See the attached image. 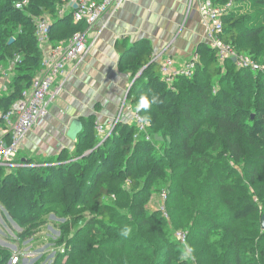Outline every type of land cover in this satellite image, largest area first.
<instances>
[{
    "label": "trees",
    "instance_id": "trees-1",
    "mask_svg": "<svg viewBox=\"0 0 264 264\" xmlns=\"http://www.w3.org/2000/svg\"><path fill=\"white\" fill-rule=\"evenodd\" d=\"M22 1L0 0V65L18 57L14 77L0 92V112L22 97L40 69L38 16L51 17L52 43L85 28L69 12L55 14L62 0H26L16 7ZM211 1L232 2L219 37L260 69L221 60L199 43L192 76L167 81L148 39L123 38L117 66L134 78L126 100L148 120L146 133L118 121L100 143L89 115L80 119L73 152L62 149L45 164L24 158L11 169L0 166V205L21 228L20 238L33 235L48 215L56 217L55 245L61 248L50 264H264L261 243L245 244L251 241L236 225L251 222L259 210L253 194L264 191V41L234 9L237 2L264 6V0ZM162 191L172 226L188 229L187 249L152 209V197ZM208 234L218 239L206 243ZM250 249L256 258L248 261ZM11 257V249L0 246V264Z\"/></svg>",
    "mask_w": 264,
    "mask_h": 264
},
{
    "label": "crops",
    "instance_id": "crops-1",
    "mask_svg": "<svg viewBox=\"0 0 264 264\" xmlns=\"http://www.w3.org/2000/svg\"><path fill=\"white\" fill-rule=\"evenodd\" d=\"M205 22L199 0H124L110 9L90 27L86 53L66 62L65 73L52 83L49 113L27 133L16 158H36L45 164L54 161L62 149L73 152L77 135L72 138L69 131L81 117L93 115L96 123L105 125L124 106L119 120L130 123L135 109L125 95L134 78L117 66V42L148 39L154 60L170 57L175 66H181L197 44H208ZM1 66L0 92L14 77L12 62ZM5 130L0 123V133Z\"/></svg>",
    "mask_w": 264,
    "mask_h": 264
},
{
    "label": "built area",
    "instance_id": "built-area-1",
    "mask_svg": "<svg viewBox=\"0 0 264 264\" xmlns=\"http://www.w3.org/2000/svg\"><path fill=\"white\" fill-rule=\"evenodd\" d=\"M124 0H62L57 7L55 14L59 17L70 13L75 22H84L87 28L91 27L101 19L110 9L118 7ZM27 1L16 3V7L21 8ZM232 2L225 5L214 4L211 0H199V12L206 20V32L208 44L217 51L218 57L235 58V63L239 67H248L251 70H258L261 66L252 60L248 55L237 53L230 45L224 43L219 35L222 33V16L231 8ZM52 19L48 15L38 16L35 22V35L39 46L43 50V58L38 73L34 76L30 88L25 90L22 97L15 101L12 106L0 112V123L5 125V132L0 133V166H13L22 140L27 133L40 120L44 119L48 113V103L53 97L50 88L54 80L65 73V64L68 61L83 56L88 47V37L86 30L76 31L68 41H58L50 43V28ZM92 24V25H91ZM199 55L193 52L189 59L181 66H175L174 60L170 57L160 62V71L167 81H173L178 76L191 77L198 61ZM18 61L14 59L12 64ZM3 67L0 65V73ZM119 120V119H118ZM118 122V121H117ZM115 122L112 127L116 125ZM131 122H133L139 133H146L149 124L148 120L138 112H132ZM108 125V124H107ZM111 126V124H110ZM99 132L112 130V127L104 130L106 126L96 123ZM146 139L149 135L146 134ZM19 164H16L18 166ZM161 201L158 204L163 216L167 217L164 201L165 191L160 194ZM187 231L176 230L174 237L181 244H186ZM17 256L10 258V263L15 264Z\"/></svg>",
    "mask_w": 264,
    "mask_h": 264
},
{
    "label": "rangeland",
    "instance_id": "rangeland-1",
    "mask_svg": "<svg viewBox=\"0 0 264 264\" xmlns=\"http://www.w3.org/2000/svg\"><path fill=\"white\" fill-rule=\"evenodd\" d=\"M231 7H233V5ZM234 9H236L240 15H243L245 17V20H244L245 24H247L250 27H254L260 30L259 34L260 36H262V40L264 41V6H260L257 4L254 5L249 1H242V2L235 3ZM89 29L90 28L89 27L87 28V25L85 24L84 30L87 31L86 32L87 37H88ZM241 41L245 42L247 41V39L243 38V40ZM50 43L52 44V41ZM126 96L127 95H125V98ZM124 100L125 99H123V102ZM122 108L123 109L120 108L118 115L111 118L107 123H105L104 126L106 127L104 128V130L112 127V124H114L115 122L120 121L118 119L120 118L123 110H125L126 107L123 106ZM114 128L115 127L113 126L112 130ZM112 130L108 129V131L106 132L99 133L101 137L100 143L108 135H110ZM88 153L89 152L87 151L84 154L86 155ZM14 164L15 165L13 166H8V168L11 169V167H16V164H19L18 158H15ZM263 189L264 188H262V190ZM156 195L157 194L154 195L155 197H152V202H151L152 209H157L158 204L161 201L160 195H158L157 197ZM166 195L167 196L165 198L164 205H165V209L167 212L166 200H167L168 194L166 193ZM253 195H254V200L258 204V209H259L258 213L254 214L253 217L248 218V220L251 219V222L249 223L246 222V224L244 222L243 226L240 223L238 224L236 223V225L238 229L241 230L240 232L243 231L246 235H248L249 241H251L245 244L249 245V244H256V242H260L262 247L264 248V228L262 226V222H263L262 220L264 216V203L261 201V199L263 200L262 197L264 196V191L261 195L260 194L259 195L253 194ZM165 218H166L165 221L167 223L169 222V227L171 228V232H170L171 238L173 237L174 232L176 230H184V231L188 230L186 229L187 227L186 228L184 227L182 228L180 226L173 227L172 224L170 223L168 212H167V217ZM53 221H56V217H54L52 214L48 215L47 221L44 224H42L33 235L29 237H25V238H20L18 236L19 235L18 233L21 231V228L15 222H13L8 216L6 215L4 216L3 208L0 205V246L6 247V248L9 247L12 251V256L18 257V261L15 264H32L33 262H35L36 264H50L55 254L56 248H61L60 246L55 245V240L60 235V231L57 225L55 223H52ZM233 223H229V225L233 226L234 225ZM217 239L218 238H216V235L208 234L206 238V243L210 242L211 240L216 241ZM185 245L186 244H184V246ZM202 245L205 246L204 244ZM185 249H187V246H185ZM246 255L247 257L245 259H248L249 261L252 255H254V257L256 258V251H254L253 249H250L249 254L244 253V256ZM182 256L183 255H181V258H183ZM215 261L218 262L217 259H215ZM244 263L245 262H243L242 264ZM8 264H11L10 260Z\"/></svg>",
    "mask_w": 264,
    "mask_h": 264
},
{
    "label": "water",
    "instance_id": "water-1",
    "mask_svg": "<svg viewBox=\"0 0 264 264\" xmlns=\"http://www.w3.org/2000/svg\"><path fill=\"white\" fill-rule=\"evenodd\" d=\"M13 41V38H11L9 40V42H12ZM233 62H235V58H231ZM82 130V122L81 120H75L73 121L72 123V126L70 128V131H69V135L74 138L76 135H78ZM262 226L264 228V216H263V220H262Z\"/></svg>",
    "mask_w": 264,
    "mask_h": 264
}]
</instances>
